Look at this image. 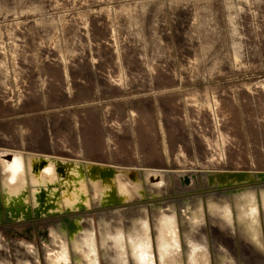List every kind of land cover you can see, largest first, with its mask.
Listing matches in <instances>:
<instances>
[{"label":"rangeland","instance_id":"374dc122","mask_svg":"<svg viewBox=\"0 0 264 264\" xmlns=\"http://www.w3.org/2000/svg\"><path fill=\"white\" fill-rule=\"evenodd\" d=\"M0 146L261 171L264 0H0ZM201 223L242 264H264L240 224Z\"/></svg>","mask_w":264,"mask_h":264},{"label":"water","instance_id":"95a60500","mask_svg":"<svg viewBox=\"0 0 264 264\" xmlns=\"http://www.w3.org/2000/svg\"><path fill=\"white\" fill-rule=\"evenodd\" d=\"M263 195L264 171H170L98 164L26 151L22 154L0 147V233L13 237L29 233L40 236L41 243H33L38 252L30 253L25 240L20 242L24 244L22 248L17 241L13 246L19 245L31 257L39 255L41 264H107L111 260L110 253L104 255V252L109 250L113 254L112 251L121 247L120 236H117L120 233L124 236L127 259L130 264H137L133 256L137 252L134 244L148 243L147 236L140 235L143 227L148 228L151 241L148 247L153 251L155 264H194L202 258L204 247L210 253L207 257H211L212 264H221L224 259L230 264H242L237 250L200 234L201 222L208 215L215 216L232 234L234 230L238 232L240 224L250 240L245 245L263 250L264 239L262 244H257L258 248L246 232L245 226L250 219L242 202L243 198L252 196L258 205L256 212L264 215ZM217 203L235 208L233 223L224 224L219 211H212ZM187 205L189 212L200 217L195 230L190 216L183 218ZM173 212L178 214L171 222L180 246L174 243L171 250L163 249L162 257L159 255V234L165 243L172 239L171 233L159 230L162 214ZM147 220L149 223L143 226ZM261 233L264 238L263 231ZM103 238L105 246H102ZM197 243L202 247L198 249ZM16 249L15 246L14 257L10 246L1 248V261L7 252L12 259L8 255L9 260L4 264L18 263L16 258L21 253ZM25 260L20 258L19 264ZM29 263L37 264V260Z\"/></svg>","mask_w":264,"mask_h":264},{"label":"bare ground","instance_id":"6f19581e","mask_svg":"<svg viewBox=\"0 0 264 264\" xmlns=\"http://www.w3.org/2000/svg\"><path fill=\"white\" fill-rule=\"evenodd\" d=\"M255 106V105H254ZM255 109V108H254ZM252 111V110H251ZM257 112V111H256ZM251 113V112H250ZM253 114V113H252ZM255 114V113H254ZM258 114V113H257ZM256 114V115H257ZM227 114H225V116H226ZM238 115V114H237ZM247 115V114H246ZM226 117H228V116H226ZM168 118H172L171 116L170 117H168ZM167 118V119H168ZM224 118V117H223ZM230 118H232V117H230ZM235 118V117H234ZM245 119H246V117H245ZM171 120V119H170ZM247 120H249V119H247ZM246 120V121H247ZM260 120V119H259ZM262 120V119H261ZM175 121V120H174ZM250 121V120H249ZM263 121V120H262ZM177 122V121H176ZM233 122V121H232ZM237 122V121H236ZM239 122V121H238ZM254 122V121H253ZM258 122V121H257ZM173 123V122H172ZM178 123V122H177ZM235 123V122H234ZM233 124V123H232ZM247 124V123H246ZM254 124V123H253ZM174 125H176V124H174ZM237 126H239V125H237ZM177 128H179V127H177ZM238 128V127H237ZM240 128V127H239ZM252 129V128H251ZM257 130V129H256ZM177 131V130H176ZM233 131V130H232ZM255 132V131H254ZM257 132V131H256ZM251 133V132H250ZM258 133V132H257ZM256 133V134H257ZM259 134V133H258ZM226 135V134H225ZM228 135V134H227ZM259 136V135H258ZM227 137H229V136H227ZM226 137V138H227ZM0 147H3V146H0ZM4 148H10V147H4ZM11 149H14V150H16V151H18V152H20V153H24V151H26V153H41V154H46V155H55V156H61V157H69V158H75V157H70V156H66V155H64V154H55V153H44V152H36V151H28V150H21V149H16V148H11ZM76 159H81V160H84V161H92L93 163H98V164H108V165H112L113 163H107V162H101V161H94V160H88V159H84V158H76ZM19 163L20 164H22V159H21V157H20V159H19ZM113 165H118V164H113ZM119 166H125V165H119ZM136 165H129L128 167H135ZM138 166V165H137ZM138 167H142V168H150V169H161V168H163V167H160V166H138ZM255 168V167H254ZM17 169H19V167L17 168ZM206 170H214V171H237V170H242V171H252V170H254V171H258L259 169H249V167L248 168H243V169H225V168H211V169H206ZM261 171H264V169H261ZM242 202L244 203V207H246L247 209H248V212H249V219H250V221H248V224L245 226L246 227V232H247V234L249 235V237L253 240V242H254V244L258 247V245L257 244H262L263 243V238H262V236H261V231H264V219H263V214H259V212H256V209H258V205H256V202H255V200L252 198V196H250V197H246V198H243V200H242ZM262 204L264 205V195H263V197H262ZM190 208V206H185L184 207V212H185V215H183L184 217L183 218H186V216H190L189 218H191L190 219V221L193 223L192 224V227H193V229L195 230V228H197V223L199 222V215L198 214H194V213H192V212H189V209ZM212 211H219V214H220V218H221V220H222V222L225 224H227V223H233V220H234V218H235V216H236V213H234L235 212V208H232L231 206H229V205H224V204H219V203H217L216 205L214 204L213 206H212ZM236 212H240V211H236ZM170 216H174V217H176V216H178V214L176 213V212H173L172 214H165V213H163L162 214V220H164V221H166V222H170L171 223V221L173 220V218H171ZM167 217H170V218H167ZM258 219H257V218ZM182 218V217H181ZM252 218V219H251ZM255 218V221H252L253 219ZM172 219V220H171ZM118 220H121V217H119L118 218ZM175 220V219H174ZM150 221H151V219H150ZM258 224H257V223ZM112 223H114V222H112ZM149 223V220H147L146 222H143V225L144 224H148ZM195 223V224H194ZM152 224V223H151ZM115 225H117V224H115ZM121 225V224H120ZM120 225H117V226H120ZM162 225H164V222L162 223ZM260 225V226H259ZM121 227V226H120ZM141 230V229H140ZM159 230H161L162 231V227H161V229H159ZM165 231H168L169 232V234L171 233V236H172V239H171V241L173 242V244L175 243V245L176 244H178V246H180V244H179V241H177V238H176V236H174L175 235V230H174V225H172V226H170V227H168V228H166L165 229ZM117 236H120V241L121 240H124V237H123V235H122V233H120V234H118ZM2 237H6V234H3V233H0V251H1V248H3L5 245L3 244V242H2ZM9 237V236H8ZM7 237V238H8ZM12 237H13V235H12ZM14 238V241H17V243L18 244H20V242H19V240H17L19 237H13ZM16 238V239H15ZM38 239V238H37ZM255 240V241H254ZM91 241H93V239H91ZM147 241H150V239L148 240L147 239ZM35 242V241H34ZM197 242V241H196ZM30 242H28V249L30 250V253H32V251H37L38 252V248H35V246L33 245V241H32V243H30ZM21 245H24L23 243H21L20 244V246ZM106 245V243H105V238H103L102 239V246H105ZM163 245V246H162ZM174 245V246H175ZM9 246H11L10 244H8L7 243V245H6V248H8ZM16 247H18V249H16V250H18V252H20L21 254H19L18 255V258H16V260L18 261V263H16V264H19V259L20 258H25L26 260H25V262H23L22 264H30L29 262L30 261H32V260H34V261H36L37 260V264H41L42 262H41V259H40V257H39V255L37 256V255H35V257H31V255H30V253L28 254L27 252H23V249H20V247H19V245H15ZM108 246V245H107ZM134 246H136V243L134 244ZM160 256L162 255L161 254V251L163 250V249H166V248H168V245H166V243H164V244H160ZM174 246L172 245V248H174ZM204 246V245H203ZM200 247H202V244H199V243H197V248L199 249ZM21 248H22V246H21ZM126 248V247H125ZM138 248H140V247H138ZM148 249H150L149 247H147ZM259 248V247H258ZM94 250H95V248H93ZM117 249H120V248H117ZM204 253L202 254V258L204 257V258H206L209 262H212V260H211V257L209 256V257H207V254L209 255L210 253H209V251H208V249L206 250V248L204 247ZM135 250V249H134ZM36 252V253H37ZM108 251H106V252H104V255H106L105 253H107ZM0 254H2V253H0ZM5 254H7V256L5 255ZM8 255H10V254H8L7 252L6 253H4V258H2L4 261H5V263H7L8 262V260L9 259H12V256L10 255V257H9V259H8ZM2 256H3V254H2ZM1 255H0V264H4V261H1V257H2ZM29 256H30V259H28L29 258ZM118 257H119V255H117ZM124 256H127V255H124ZM134 256V255H133ZM152 256V255H151ZM163 256V255H162ZM191 256H192V258H193V254H191ZM59 258V257H58ZM109 262H111V261H108V263ZM107 263V264H108ZM93 264V263H92ZM96 264H98V263H96Z\"/></svg>","mask_w":264,"mask_h":264},{"label":"crops","instance_id":"0c3cea01","mask_svg":"<svg viewBox=\"0 0 264 264\" xmlns=\"http://www.w3.org/2000/svg\"><path fill=\"white\" fill-rule=\"evenodd\" d=\"M170 217L173 218V219L177 218V216L176 217L170 216ZM170 217H167V218H170ZM189 219H191V218H189ZM144 222H146V221H144ZM163 222H164V225H161V227H162V231L160 230L161 233L164 231V229H166V228H168V227H170V226L173 225L172 222L170 223L169 221L166 222V221L163 220ZM147 229H148L147 227H143L140 230V235H146L147 236L146 239L149 240ZM192 229H193V227H192ZM142 230H144L143 233H142ZM147 242L150 245V242L151 241H147ZM159 242H160V244H164L165 243L164 242V238L160 234H159ZM148 243H146V244H143L142 242L136 243V247L137 248L135 250H137V252L136 253H133V255H134V259L137 261L136 262L137 264H155L153 251L151 252V250L147 248L148 247ZM141 245H145L146 247H143ZM166 245H168V248L167 249L171 250L172 249L173 242L170 240V241H168V243H166ZM119 247H120V245H119ZM138 247H140V248H138ZM112 252H113V254L108 250V252L105 253L106 255H108V253H110V259L111 260H108V261H111V262H109L108 264H130V261L127 259V256H124V255H127L128 254V252L126 251L125 245H124V240H121V247H120V249H115ZM163 253L164 252L162 250L161 251V254L164 256ZM111 254L113 255V257H112ZM117 255H119V257ZM171 258L172 259H175L174 257H171ZM171 261H172V263L174 262V260H171ZM93 264H96V263L93 262ZM194 264H212V262H209L206 258L203 257L199 261L195 262ZM221 264H230V262H228L226 259H224Z\"/></svg>","mask_w":264,"mask_h":264},{"label":"flooded vegetation","instance_id":"af4514ba","mask_svg":"<svg viewBox=\"0 0 264 264\" xmlns=\"http://www.w3.org/2000/svg\"><path fill=\"white\" fill-rule=\"evenodd\" d=\"M6 237H8V236H6Z\"/></svg>","mask_w":264,"mask_h":264}]
</instances>
